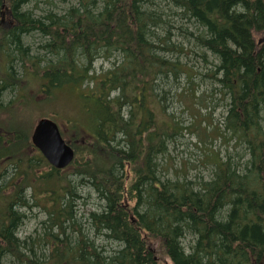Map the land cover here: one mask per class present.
Returning <instances> with one entry per match:
<instances>
[{
	"label": "trees",
	"instance_id": "16d2710c",
	"mask_svg": "<svg viewBox=\"0 0 264 264\" xmlns=\"http://www.w3.org/2000/svg\"><path fill=\"white\" fill-rule=\"evenodd\" d=\"M32 1L0 0V94L33 79L39 105L70 102L78 117L62 135L75 158L58 171L31 145L32 126L0 125V264H264V0H166L193 28L183 33L227 101L223 133L244 151L214 155L199 182L157 176L182 130L165 95L183 76L193 84L166 56L184 51L158 34L156 0H57L67 9L41 17ZM83 193L98 209L78 218ZM33 210L41 231L20 237Z\"/></svg>",
	"mask_w": 264,
	"mask_h": 264
},
{
	"label": "rangeland",
	"instance_id": "374dc122",
	"mask_svg": "<svg viewBox=\"0 0 264 264\" xmlns=\"http://www.w3.org/2000/svg\"><path fill=\"white\" fill-rule=\"evenodd\" d=\"M36 1V3L32 1L27 8L28 10L33 7V14L36 17H41L47 12L61 15L67 9L66 3L57 0ZM155 3L158 4V7L154 9L162 11V18L165 21V25L158 31V34L160 37L168 36V44L184 51L183 53L174 51L166 56L177 58L190 68L191 83L193 84L186 85L183 76L180 84L176 85L179 87L173 86L170 92L165 95L166 113L179 122L182 130L169 142L167 153L158 157L157 176L161 179H185L199 182L211 176L214 155H219L222 158L228 155L236 161V154L242 155L244 151L240 145L235 143V140L228 139V135L223 133L222 117L225 116L227 110V101L223 100V96L214 89L212 81L207 77L211 65L204 63L199 55L200 51L193 46V38L183 33L186 29L191 33L193 28L166 0H156ZM74 4L75 2L72 1V5ZM38 42V39H25V46H30L32 54H36L38 53L35 51L36 45L40 43ZM39 55H43L42 52H39ZM206 58L208 62L213 61L208 53ZM101 65L107 67V63L97 62L96 68ZM14 67L19 71L17 64H14ZM3 69V63L0 60V79H2ZM24 89L17 91L18 93L8 89L0 94L2 105L14 102L6 109V112L0 114V125L11 127L13 131L25 128L28 130L30 126L33 128L38 119L46 117L53 119L59 125L63 135L65 136L67 133L68 136L65 121L78 117L74 106L62 97L54 104L39 105L38 102L43 98L37 82L33 79L26 80ZM262 125L264 127V122ZM82 195L83 198L76 200V207L74 206L78 212V218L93 209H98L95 204L97 202L95 195L91 194L88 198L85 193ZM44 219L45 215L40 210H33L20 230V237L36 235L35 231H41L39 223ZM79 222L81 223V221ZM109 247L110 245L106 244V249Z\"/></svg>",
	"mask_w": 264,
	"mask_h": 264
},
{
	"label": "water",
	"instance_id": "95a60500",
	"mask_svg": "<svg viewBox=\"0 0 264 264\" xmlns=\"http://www.w3.org/2000/svg\"><path fill=\"white\" fill-rule=\"evenodd\" d=\"M30 140L47 163L58 171L65 169L74 160L73 149L61 136L58 125L49 118L37 120Z\"/></svg>",
	"mask_w": 264,
	"mask_h": 264
}]
</instances>
